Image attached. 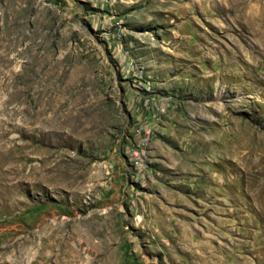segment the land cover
Listing matches in <instances>:
<instances>
[{
  "label": "rangeland",
  "instance_id": "1",
  "mask_svg": "<svg viewBox=\"0 0 264 264\" xmlns=\"http://www.w3.org/2000/svg\"><path fill=\"white\" fill-rule=\"evenodd\" d=\"M0 264H264V0H0Z\"/></svg>",
  "mask_w": 264,
  "mask_h": 264
},
{
  "label": "bare ground",
  "instance_id": "2",
  "mask_svg": "<svg viewBox=\"0 0 264 264\" xmlns=\"http://www.w3.org/2000/svg\"><path fill=\"white\" fill-rule=\"evenodd\" d=\"M145 128H146V132H143L141 134V140H140V152H141V155H142L140 160H138L137 152H131L132 159H133L132 163H133V166L135 165L136 167H140L143 164L144 160H145V157H146V155H145V146H146V144L149 141L150 135L152 134L151 133L152 132L151 126H149V125L146 126L145 125Z\"/></svg>",
  "mask_w": 264,
  "mask_h": 264
},
{
  "label": "built area",
  "instance_id": "3",
  "mask_svg": "<svg viewBox=\"0 0 264 264\" xmlns=\"http://www.w3.org/2000/svg\"><path fill=\"white\" fill-rule=\"evenodd\" d=\"M143 132H146L145 126L143 127L140 125V126H137L135 128V133H136V135L140 136V139H139L137 146L131 148V150H130V152H137L138 160H140V158L142 157L141 152H140V140H141V134Z\"/></svg>",
  "mask_w": 264,
  "mask_h": 264
},
{
  "label": "crops",
  "instance_id": "4",
  "mask_svg": "<svg viewBox=\"0 0 264 264\" xmlns=\"http://www.w3.org/2000/svg\"><path fill=\"white\" fill-rule=\"evenodd\" d=\"M150 137H151V135H150ZM150 139V138H149Z\"/></svg>",
  "mask_w": 264,
  "mask_h": 264
}]
</instances>
